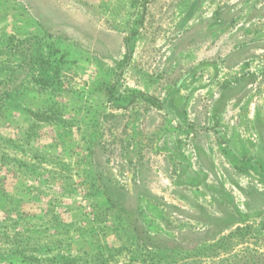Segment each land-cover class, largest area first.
I'll list each match as a JSON object with an SVG mask.
<instances>
[{"label":"rangeland","instance_id":"1","mask_svg":"<svg viewBox=\"0 0 264 264\" xmlns=\"http://www.w3.org/2000/svg\"><path fill=\"white\" fill-rule=\"evenodd\" d=\"M143 3L0 0V264H264V0Z\"/></svg>","mask_w":264,"mask_h":264},{"label":"trees","instance_id":"2","mask_svg":"<svg viewBox=\"0 0 264 264\" xmlns=\"http://www.w3.org/2000/svg\"><path fill=\"white\" fill-rule=\"evenodd\" d=\"M146 3H147V0H144L143 5L145 6ZM197 5L198 4L196 2L194 5L190 7L186 19H189L190 17L194 15ZM142 22H143V19L139 21V23H142ZM137 32L138 30L135 29L134 31H131V34L133 35V34H136ZM128 41L129 40L127 37L125 41V44H127V49H128ZM130 56H131V53L128 49L127 55H126V61L130 59ZM113 90H114L113 86L108 88V92H109L108 93V104L112 108H119L121 105L116 100H114L115 95H113ZM128 98L130 99V101H136L137 99H142L150 103L155 109L165 111L164 105L162 104L161 100L147 93H144L141 91L134 92V93L132 92V95H130ZM185 103H186V100L183 96H180V95L177 96L175 94L170 98V107L173 109V111L175 112V115H177L178 117L186 118ZM166 114H169V113L166 112ZM176 124L177 126L180 125L179 122H176ZM180 158L182 162L187 163L188 164L187 166H189V162L186 161L185 157L182 158L180 156ZM260 164H261L260 162L257 163V161H255L254 157L251 154H248V153L240 154V155H236V159L234 161V165L231 167V170L239 176L253 177L254 179L264 183L263 175H259V174L257 175V173H255V171L253 170V167L255 166L260 171L261 170ZM260 173L263 174V172H260ZM187 184L189 183H186V185ZM187 186H190V185H187ZM100 189L104 190V195L106 198L105 201L108 203L106 210H105L106 212L113 210L119 205L122 206L124 202V196L114 185L110 183L109 180L107 179L101 180ZM60 259H64L65 261H63L62 263H65V264H70L72 263V261H74V259L72 260L70 257L65 258L64 256L62 257L60 256L59 258L57 257V255L54 256V260L56 262Z\"/></svg>","mask_w":264,"mask_h":264},{"label":"crops","instance_id":"3","mask_svg":"<svg viewBox=\"0 0 264 264\" xmlns=\"http://www.w3.org/2000/svg\"><path fill=\"white\" fill-rule=\"evenodd\" d=\"M177 96L178 95H180V94H178V93H175ZM175 94H173V95H175ZM180 96H182V95H180ZM169 107H170V99H169ZM185 105H186V103H185ZM171 108V107H170ZM172 109V108H171ZM173 110V109H172ZM168 115H170V117H171V119H172V121H174V122H179V119H177V118H179L177 115H172V114H168ZM176 119V120H175ZM206 119V118H205ZM206 121V120H205ZM220 122H221V115H220V113L219 112H217V111H214L213 112V123L209 126V128L207 129L208 130V132H211V133H214L215 135L217 134V137H219V136H221V133H223V131H222V128H223V126H222V124H220ZM195 128L196 129H199L200 131H202L201 129V127H198V126H196L195 125ZM204 128V127H203ZM228 151L227 152H230V153H233V154H235V155H240L239 153H241V154H244V153H242V151H239V150H236L233 146H228ZM218 150H221V149H218ZM222 152L223 151H220V155H222ZM248 151H246V153H247ZM223 153H226V152H223ZM228 158V157H227ZM235 159H236V157H233L232 159H231V161H229L228 160V162H231V167L234 165V161H235ZM191 165V164H190ZM220 167H221V165L219 166V171H220ZM229 168V170L228 171H230V167H227V169ZM188 169V167H186L185 166V168H184V170L183 171H185V170H187ZM199 171V176H198V180H200V186H201V189L202 190H204L205 192H207V193H209V194H215L216 192H217V189H215V188H213V187H211L212 185L210 184V183H208L209 181V177L207 176V172L209 173L210 171L209 170H207V169H204V170H198ZM189 174L191 175V171H189ZM189 174L187 173V175L189 176ZM212 176H215L214 175V173H212ZM174 184V183H173Z\"/></svg>","mask_w":264,"mask_h":264}]
</instances>
